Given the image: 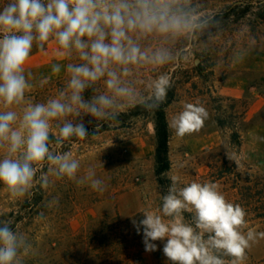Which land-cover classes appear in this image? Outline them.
<instances>
[{"label":"rangeland","instance_id":"rangeland-1","mask_svg":"<svg viewBox=\"0 0 264 264\" xmlns=\"http://www.w3.org/2000/svg\"><path fill=\"white\" fill-rule=\"evenodd\" d=\"M185 5L202 26L167 43L180 59L160 70L171 77L166 98L151 110L122 107L115 119L82 115L76 122L83 120L88 138L58 149L52 145L80 162L78 179L94 169L104 191L57 178L47 164L37 173L48 174L47 187L37 183L13 197L0 184V222H10L31 244L23 264H171L164 242L145 251L143 231L138 234L132 221L143 219L144 210L161 208L173 176L179 186L215 183L228 202L240 205L246 213L242 231L255 234L240 264H264V0H185ZM163 43L144 42L151 48ZM60 59L54 42L44 52L33 49L26 70L33 73L34 86L26 103L46 102L64 86V72L51 74V64ZM152 75L142 69L138 80ZM43 77L50 78L42 84ZM91 94L86 91L85 99ZM187 103L202 105L208 117L198 132L180 137L172 120ZM158 107L169 132L170 167L163 184L154 162ZM184 217L191 222L192 213ZM224 259L230 264L232 258Z\"/></svg>","mask_w":264,"mask_h":264},{"label":"clouds","instance_id":"clouds-1","mask_svg":"<svg viewBox=\"0 0 264 264\" xmlns=\"http://www.w3.org/2000/svg\"><path fill=\"white\" fill-rule=\"evenodd\" d=\"M202 21L185 0H3L0 3V184L13 197L23 196L34 184L47 187L48 172L57 178L89 183L104 191L103 181L89 168L77 178L80 162L62 148L66 141L85 140L82 115L96 121L115 119L117 110L139 104L147 110L159 105L171 87L166 66L180 59L167 46L194 33ZM149 39L164 43L145 46ZM61 59L51 74H66L57 95L43 103H26L34 86L26 63L33 49L44 52L49 43ZM142 69L151 78L138 80ZM50 77H43L41 83ZM91 91L85 99L84 93ZM208 117L202 105L187 103L172 120L177 136L198 132ZM55 129V132H54ZM172 183L158 211L144 210L132 223L143 231L145 251L157 250L171 264H240L255 239L242 231L245 211L228 202L215 183ZM192 213L191 222L184 213ZM264 236V233L260 234ZM31 244L10 222H0V264H23Z\"/></svg>","mask_w":264,"mask_h":264},{"label":"trees","instance_id":"trees-1","mask_svg":"<svg viewBox=\"0 0 264 264\" xmlns=\"http://www.w3.org/2000/svg\"><path fill=\"white\" fill-rule=\"evenodd\" d=\"M247 10H242L241 13H246ZM154 135H155V176L160 184H163V175L168 171L170 163L168 160V140L169 132L165 118V113L162 107L155 110L154 120ZM116 228V227H115Z\"/></svg>","mask_w":264,"mask_h":264}]
</instances>
